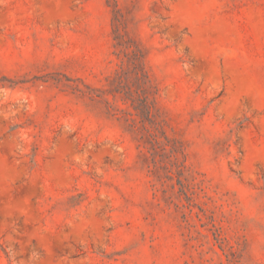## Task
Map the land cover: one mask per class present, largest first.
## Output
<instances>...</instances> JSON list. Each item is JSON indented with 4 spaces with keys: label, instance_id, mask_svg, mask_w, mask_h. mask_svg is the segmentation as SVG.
Returning a JSON list of instances; mask_svg holds the SVG:
<instances>
[{
    "label": "rangeland",
    "instance_id": "1",
    "mask_svg": "<svg viewBox=\"0 0 264 264\" xmlns=\"http://www.w3.org/2000/svg\"><path fill=\"white\" fill-rule=\"evenodd\" d=\"M0 264H264V0H0Z\"/></svg>",
    "mask_w": 264,
    "mask_h": 264
}]
</instances>
